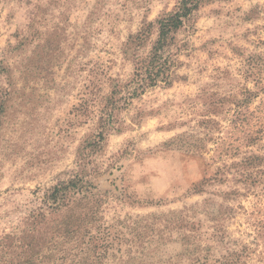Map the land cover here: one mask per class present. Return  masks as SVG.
<instances>
[{
	"label": "rangeland",
	"instance_id": "374dc122",
	"mask_svg": "<svg viewBox=\"0 0 264 264\" xmlns=\"http://www.w3.org/2000/svg\"><path fill=\"white\" fill-rule=\"evenodd\" d=\"M181 2L0 0V264L75 177L101 201L84 264H264V0L194 2L168 84L128 94Z\"/></svg>",
	"mask_w": 264,
	"mask_h": 264
},
{
	"label": "trees",
	"instance_id": "16d2710c",
	"mask_svg": "<svg viewBox=\"0 0 264 264\" xmlns=\"http://www.w3.org/2000/svg\"><path fill=\"white\" fill-rule=\"evenodd\" d=\"M194 2L198 0H182L179 11L159 23L157 42L149 58L136 64L134 79L126 87L128 94L143 92L158 82L168 84L169 67L165 49L171 40L169 35L182 27L183 19L195 8ZM259 160V157L253 156L248 165ZM91 190L93 187L87 181L75 177L73 180L59 182L47 192L46 212L38 209L32 214L31 224L37 229L36 241L33 246L26 245L18 264H84L81 258L76 260L71 255L69 248L72 243L81 249L87 231L97 222L101 201ZM88 237L100 239L91 235Z\"/></svg>",
	"mask_w": 264,
	"mask_h": 264
}]
</instances>
